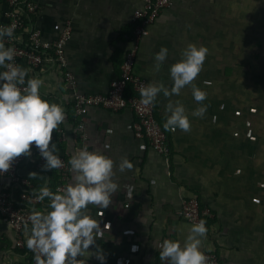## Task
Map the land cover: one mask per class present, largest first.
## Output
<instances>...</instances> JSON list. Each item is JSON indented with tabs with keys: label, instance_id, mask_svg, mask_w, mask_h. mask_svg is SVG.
Masks as SVG:
<instances>
[{
	"label": "crops",
	"instance_id": "obj_1",
	"mask_svg": "<svg viewBox=\"0 0 264 264\" xmlns=\"http://www.w3.org/2000/svg\"><path fill=\"white\" fill-rule=\"evenodd\" d=\"M40 5L38 27L45 40L56 38L71 20L73 38L67 47L70 68L84 91H106L120 74L134 31L133 13L145 0H34ZM188 43L208 48L204 67L194 83L207 92L203 118L191 117L189 132L168 131L169 157L133 136L134 115L94 112V121L105 128H89V150L124 157L133 169L119 172L118 190L107 209L89 206L101 222L96 245L112 264L119 257L133 264L161 262L163 239L182 240L191 226L181 216V202L196 197L207 218L205 253L224 264H264V0H176L150 27L140 48L134 73L148 83L160 80L171 86L169 65L180 59ZM164 46L169 55L161 72L152 57ZM55 79L43 91L57 92ZM207 82V83H206ZM179 99L189 115L199 107L191 87ZM168 98L155 102L156 117L163 125ZM67 130H70L67 127ZM70 132V131H69ZM72 155L82 147L66 132L62 144ZM108 147H105V146ZM32 165L23 167L30 176ZM51 175L42 178L49 187ZM44 211V210H43ZM11 226L0 217V264H33L26 250L15 247ZM137 251L133 252V246ZM80 259V257H78ZM87 264H100L94 256Z\"/></svg>",
	"mask_w": 264,
	"mask_h": 264
},
{
	"label": "clouds",
	"instance_id": "obj_2",
	"mask_svg": "<svg viewBox=\"0 0 264 264\" xmlns=\"http://www.w3.org/2000/svg\"><path fill=\"white\" fill-rule=\"evenodd\" d=\"M15 27V23L0 25V69H3L0 71V176L12 168L16 158L30 157L33 147L45 161L44 170L64 167V161L57 154V144L53 142V132L65 122L66 111L41 94L43 78H29L30 69L15 64V49L5 47L4 43L5 38H14ZM168 55L169 49L164 46L153 55L156 73L161 72ZM207 55V47L188 43L180 49V59L168 67L171 86L160 80L140 85V103L144 106L153 105L161 95L168 98L165 131L189 132L191 117H204L207 105L203 102L208 94L194 81L203 70ZM189 86L193 100L200 105L191 115L179 99H170L179 97ZM68 164L73 175L63 189L53 192L43 186L34 193L36 200L47 199L49 203L44 211L33 208L28 216L26 247L34 253L35 264H87L93 256L100 264H105L106 257L98 246L95 251L89 250L96 245L103 230L101 222L89 214V206L107 209L119 187L115 179L117 170L122 173L133 169L134 165L126 157L117 165L112 157L101 151H90L87 145L73 151ZM36 174L32 172L30 176ZM208 231L206 220L200 219L191 224L182 240L163 239L159 245L161 261L208 264L202 247ZM131 250L138 249L134 245Z\"/></svg>",
	"mask_w": 264,
	"mask_h": 264
},
{
	"label": "built area",
	"instance_id": "obj_3",
	"mask_svg": "<svg viewBox=\"0 0 264 264\" xmlns=\"http://www.w3.org/2000/svg\"><path fill=\"white\" fill-rule=\"evenodd\" d=\"M176 0H145L144 6L133 13L134 31L130 37V47L125 54L120 67V74L112 80L106 91H84L81 89L77 74L70 68L67 58V47L73 38L71 20H66L60 34L52 39L45 40L42 30L37 26L41 13L40 5L34 0H0V25L15 23L14 38H5V47L15 49L14 62L17 65L30 69L29 78L41 77L44 85L41 94L50 102L62 105L66 111V120L53 132V142H56L58 155L64 161L60 169L44 170V159L39 155L38 149H31L30 157L21 156L14 160L12 168L0 176V217L12 228L15 247L26 250L32 257L34 253L26 247V225L30 228L28 216L33 208L39 211L46 209L49 203L34 198L42 187V178L45 174L51 175L55 170L59 180L53 192L63 189L71 181L72 173L69 171V155L62 147L66 132L72 135L83 148L90 142L89 128L96 124L101 129L107 122L94 121V112H107L118 115L129 111L134 115L133 136L136 140L147 141L157 154L169 157L171 146L167 133L157 121L155 103L144 106L140 103V85L148 82L134 73L136 57L144 40L150 35V27L156 23L163 10L173 9ZM3 69H0L2 71ZM49 79H55L57 92L43 91ZM67 127L70 130H67ZM70 131V132H69ZM32 165L35 176L23 174V167ZM40 179L37 187L35 180ZM51 182L49 189L51 187ZM181 216L190 224L200 219L207 220L212 215L202 210L196 197L185 198L181 202ZM208 264H224L215 254L205 253ZM112 264H133L127 257H119ZM154 264H167L161 261Z\"/></svg>",
	"mask_w": 264,
	"mask_h": 264
},
{
	"label": "trees",
	"instance_id": "obj_4",
	"mask_svg": "<svg viewBox=\"0 0 264 264\" xmlns=\"http://www.w3.org/2000/svg\"><path fill=\"white\" fill-rule=\"evenodd\" d=\"M157 121H158L159 124L161 125L162 129L165 131V129L163 128V125H162L161 122L158 120V118H157ZM165 132L167 133V135H168V137H169V133H168V131H165ZM169 140H170V139H169ZM52 177H53V180H52V182H51L50 190H51V191H54V189H55V187H56V185H57V182H58V180H59V177L57 176L55 170H54L53 173H52ZM34 182H35V184H36L37 187L40 186V179H37V180H35Z\"/></svg>",
	"mask_w": 264,
	"mask_h": 264
}]
</instances>
